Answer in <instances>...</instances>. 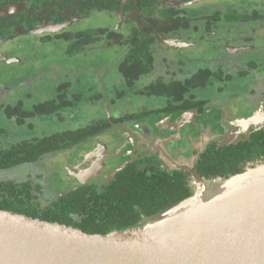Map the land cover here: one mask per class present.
Listing matches in <instances>:
<instances>
[{
  "label": "rangeland",
  "instance_id": "374dc122",
  "mask_svg": "<svg viewBox=\"0 0 264 264\" xmlns=\"http://www.w3.org/2000/svg\"><path fill=\"white\" fill-rule=\"evenodd\" d=\"M195 5L189 10L184 8L186 18L198 27V30L194 27L188 32L195 35V43H189L181 30L172 35L175 40L182 38L181 42L154 43V72L132 89L120 71L118 48L108 49L99 43V49L77 52L74 44L58 40L43 42L37 34L0 43V145L8 148L20 141L74 131L95 120L135 114L136 109L163 108L168 98L146 96L141 92L158 80L167 85L172 80L184 82L206 68L214 74L213 78L205 87L191 88L189 94L198 102H207L205 113L199 114L195 126L187 117L176 120L179 127L185 121L186 128H196L194 142L182 144L185 162L189 164L191 160V149L204 148L209 141L217 140L222 144L244 141L250 127L258 121L259 126L264 122V0H197ZM255 12L262 17L243 26L242 18ZM233 13L237 19L229 20ZM208 16L214 20L210 29L204 23ZM115 22L110 15L96 14L75 25L73 32H90L98 27L113 26ZM239 31L246 34L239 35ZM220 74H224L223 79ZM64 85H67L66 89ZM67 89L66 97L75 103L73 107L61 108L57 113L40 108L41 104L56 100L61 91ZM20 103L21 109L31 111L33 117L22 114L10 117L7 108L16 109ZM205 126H210L212 134L217 129L219 135L209 139ZM177 140L181 142V138ZM101 142L109 145L107 151L113 148L115 155L109 159L116 166L132 154V143L122 130H117L89 139L72 150L48 155L33 165L1 172L0 181L32 180L42 186L43 199L53 200L95 182L99 176L105 179L111 174V168L104 170L106 175L90 168L94 163L87 156L92 152L98 154ZM88 171L90 176H85ZM207 184L206 200L223 195L219 193V186L224 184L222 181Z\"/></svg>",
  "mask_w": 264,
  "mask_h": 264
},
{
  "label": "trees",
  "instance_id": "16d2710c",
  "mask_svg": "<svg viewBox=\"0 0 264 264\" xmlns=\"http://www.w3.org/2000/svg\"><path fill=\"white\" fill-rule=\"evenodd\" d=\"M105 1L115 3L118 0ZM105 1L98 3H105ZM168 1L175 0H138L140 8L147 11L152 18L172 19L174 17L176 18L174 25L177 26H174V29H179L181 26L185 29L191 27L192 22L186 18V10L175 8L169 10L168 5H165ZM99 9L114 11L118 8L115 5H101ZM90 11L88 10L87 13ZM161 11L164 12L161 13ZM261 17L255 12L254 15H247L242 20L249 23ZM230 19H237V15L231 14ZM1 36L4 34L1 33ZM150 41L149 36L140 39L138 48L132 52L135 58L141 55L144 59L147 57ZM148 70L150 71L149 68ZM124 73L126 74L125 71ZM141 74L143 75V72H139V76ZM213 75L210 69H205L184 82L172 80L167 85L158 80L141 93L146 96L168 98L166 105L162 110L156 111V114L164 112L176 118L191 111L203 114L207 108V102H198L194 96H190V89L205 87ZM223 75L220 74V79H223ZM139 76L128 77L131 82L129 88L132 89V86L136 85L135 82ZM66 86L64 85V89ZM67 94L68 89L61 91L56 100L41 104L40 108H46L49 113H57L61 108L73 107L75 103L66 97ZM21 106L22 103L16 109L9 107L7 113L10 117L17 114L33 117L34 114L31 111H23ZM147 110H141L139 116L132 114L111 120L115 124H121L124 121L143 117L145 112L148 114ZM111 126L109 120L100 119L74 131L20 141L8 148L0 145V173L33 165L51 154L72 150L87 140L107 132ZM257 162L264 163V130L252 133L249 139L237 144L223 145L219 142L210 144L197 160V171L206 181L228 179L244 173L247 163ZM139 165L140 163H132L125 166L116 173L112 181L102 186H99L97 181L91 182L65 195L56 196L57 198L53 200L43 199L42 186L32 180L22 182L2 180L0 181V210L24 214L43 221L58 222L92 235H107L114 231L139 226L144 220L154 218L193 196L194 191L188 185L185 174L158 167L142 169Z\"/></svg>",
  "mask_w": 264,
  "mask_h": 264
},
{
  "label": "water",
  "instance_id": "95a60500",
  "mask_svg": "<svg viewBox=\"0 0 264 264\" xmlns=\"http://www.w3.org/2000/svg\"><path fill=\"white\" fill-rule=\"evenodd\" d=\"M12 12L4 10L1 16ZM258 124L247 130L246 139L264 130V122ZM157 147L170 171L192 174V197L139 226L107 235L0 210V264H264V163L218 179L224 183L219 186L223 195L206 200L208 181L189 166L196 168L202 148L189 164H182ZM98 154L87 157L94 163L90 168L101 175L106 154Z\"/></svg>",
  "mask_w": 264,
  "mask_h": 264
},
{
  "label": "flooded vegetation",
  "instance_id": "af4514ba",
  "mask_svg": "<svg viewBox=\"0 0 264 264\" xmlns=\"http://www.w3.org/2000/svg\"><path fill=\"white\" fill-rule=\"evenodd\" d=\"M99 1L105 0H0V34H4V36H1L0 39L18 36L20 37L33 30H47L44 34H37V36L42 37L43 42L44 40H58L60 42L71 43L77 47V52H86L99 49L101 48L98 47L99 43L103 44L102 46L104 47H109L108 49L118 48L120 50V55L118 57L121 59L120 71L123 74L127 85H131L130 78H133L132 75H134V77H138L139 72H143V75L141 74L138 80L136 82L134 81L137 85V83L141 81L142 78L154 72L155 67L152 48L154 43H157V41L169 43L170 40H175L173 39L174 36H172L174 35L173 32L176 30H181L184 32L183 34H185L189 43L190 41L193 44L195 43L193 40L195 35L188 33L190 29L195 27L193 26V23L192 26L187 29L182 28V26L180 27V25H178L180 27L179 29H174V22L176 18H152L149 16L147 11H144L140 8L138 0H118L115 3L106 1L105 3H98ZM195 4H197V0H190L188 2H180L175 0L165 3V5H168L169 10H174V8L177 10H182L184 8L189 10L192 7H195ZM101 5H115L118 9L114 11L101 10L99 9V6ZM9 9H12L13 11L11 14L1 16L4 14L2 11ZM88 10L91 11L87 13ZM96 14L110 15L111 18L116 19V22L113 24V26L106 25L103 28L98 27L90 32H73L75 25H79L82 21L85 22L86 20H89ZM204 21L205 25H208V29H210L214 20L212 17L208 16ZM246 24H248V22H244L243 26ZM197 28L198 27H195V29ZM239 32L237 33L239 35L246 34L244 31ZM145 36H149L151 39L149 42V51L146 55L147 57L144 59V57L141 55L140 57L135 58L132 52L138 48L140 39ZM176 41L181 42L183 40L180 38L175 40V42ZM148 64H150V66H148ZM140 66L143 67L140 68ZM147 68H149L150 71H147ZM129 75H131V77ZM162 109L163 108H150L147 110L148 114L145 112L143 117L124 121L121 122V124H115L111 120L121 118V115L117 118H111L109 120L112 126L107 132L103 134H113V132H116L117 130H122L124 132L125 138L127 137L128 141L132 143V154L129 158H123L124 160L121 162V164H119V166L112 164V159L107 160L105 170L108 168L110 169L113 166L114 170H119L120 168L117 167H121L124 163L126 166L132 163H140L139 168L142 169L158 167L170 171V169L166 167L167 163L165 162L164 156L159 151V147L157 146L162 147L165 153L172 159L174 158L175 160H181L185 162V159L187 158L184 154L185 147H183L182 144L184 143L185 145H188L190 141L194 142L196 135V128L194 126L197 125V120H199L198 116L200 113H197L196 111L186 112L177 118L164 112L157 114L155 113L156 111ZM140 113L141 109L135 110V114L137 116H139ZM185 117L193 121L194 126H190L191 128H186V122L184 121V124L179 127L176 123V120L178 118L185 120ZM209 127L207 126V129H205L209 134V139L217 137L219 135L218 130L215 129L216 133L212 134L209 130ZM103 134L98 136H102ZM187 135H189L188 139ZM134 137L137 140L133 142L131 139ZM180 138L181 142L179 143L177 139ZM207 139L205 141H207ZM214 142L218 143L217 140H212L206 143L205 147L202 148V152L206 149V147ZM103 143L105 142H101L100 145L103 146ZM191 151L192 157L190 159L193 160V158L198 155L199 150L191 149ZM126 152L128 153L129 150L126 149ZM202 152L199 154V156L202 154ZM109 161L111 164L108 163ZM254 164L256 163H247L244 167V171L249 165ZM189 166L192 171H197V164L195 169L191 164H189ZM77 172H79V170ZM179 172L187 176V182L190 186L191 180L193 178L192 174L186 170ZM101 174H105L104 170ZM114 177V171L112 170L111 174L106 176L105 179H100L98 177L96 181L98 182L97 184L99 186H102L105 183L112 181Z\"/></svg>",
  "mask_w": 264,
  "mask_h": 264
},
{
  "label": "crops",
  "instance_id": "0c3cea01",
  "mask_svg": "<svg viewBox=\"0 0 264 264\" xmlns=\"http://www.w3.org/2000/svg\"><path fill=\"white\" fill-rule=\"evenodd\" d=\"M159 109V108H158ZM109 145L108 144H106V143H103V146L102 145H100V150H99V153H100V155L101 154H103V152L106 154L105 155V158H104V166H103V168L101 169L102 171L103 170H105V168H106V165H107V160L109 159V158H112L114 155H115V152H114V150H113V148L111 147V150L110 151H107L106 150V148L108 149L109 147H108ZM109 152H111V153H109ZM174 159V158H173ZM94 160H96V158H94ZM175 160V159H174ZM176 162H179V163H182V164H186L185 162H183V161H181V160H175ZM125 164V163H124ZM124 164H122V166L121 167H119V168H122L123 167V165ZM81 168H83V166L81 167ZM111 169L113 170V167H111ZM111 170V171H112ZM117 171H118V169H117ZM117 171H115V172H117ZM114 172V173H115ZM88 176V175H87Z\"/></svg>",
  "mask_w": 264,
  "mask_h": 264
}]
</instances>
